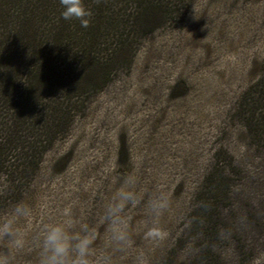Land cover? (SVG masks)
I'll return each mask as SVG.
<instances>
[{
    "label": "rangeland",
    "instance_id": "rangeland-1",
    "mask_svg": "<svg viewBox=\"0 0 264 264\" xmlns=\"http://www.w3.org/2000/svg\"><path fill=\"white\" fill-rule=\"evenodd\" d=\"M153 1L106 82L0 174V264H41L50 225L89 237L87 264H264V0Z\"/></svg>",
    "mask_w": 264,
    "mask_h": 264
},
{
    "label": "trees",
    "instance_id": "trees-1",
    "mask_svg": "<svg viewBox=\"0 0 264 264\" xmlns=\"http://www.w3.org/2000/svg\"><path fill=\"white\" fill-rule=\"evenodd\" d=\"M79 4L89 15L64 19L62 0H0V174L10 182L51 144L70 99L106 82L103 64L126 45L133 19L159 9L153 0Z\"/></svg>",
    "mask_w": 264,
    "mask_h": 264
},
{
    "label": "clouds",
    "instance_id": "clouds-1",
    "mask_svg": "<svg viewBox=\"0 0 264 264\" xmlns=\"http://www.w3.org/2000/svg\"><path fill=\"white\" fill-rule=\"evenodd\" d=\"M64 11L62 18L83 17L89 13L79 4V0H62ZM122 200L131 199L130 194L119 193ZM119 210L118 207H109L107 215L113 217ZM16 215H27L25 208L17 207L14 209ZM11 221L3 227V234L11 235ZM81 231L87 233V227H82ZM42 259L41 264H67L68 258L75 256V264H87V255L91 240L87 235L69 234L63 225H50L44 229L42 236Z\"/></svg>",
    "mask_w": 264,
    "mask_h": 264
}]
</instances>
